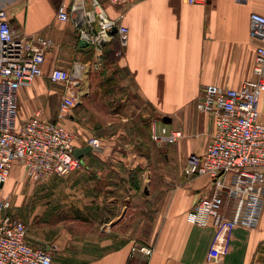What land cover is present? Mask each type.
<instances>
[{
    "label": "crops",
    "instance_id": "obj_1",
    "mask_svg": "<svg viewBox=\"0 0 264 264\" xmlns=\"http://www.w3.org/2000/svg\"><path fill=\"white\" fill-rule=\"evenodd\" d=\"M74 1L0 0L18 33L53 42L43 74L19 86L17 123L36 112L59 120L65 89L50 72L76 66L80 100L61 122L75 148L92 137L101 148L84 153L82 166L68 175L44 181L31 180L15 163L3 186L12 205L0 210V221L24 220L27 241L48 248L56 264H254L264 255V194L257 226H236L228 251L210 262L216 228L191 224L186 215L214 184L207 175L186 177L184 168L189 153L205 151L215 128L197 107L204 86L238 87L255 77L259 40L249 19L264 13V0H141L124 7L103 0L129 36L121 56L108 60L105 52L102 69L73 22L58 17ZM259 110L264 121V95ZM155 121L183 132L162 155L151 138ZM161 162L168 167L161 170ZM235 204L227 197V215ZM139 245L152 253L134 249Z\"/></svg>",
    "mask_w": 264,
    "mask_h": 264
},
{
    "label": "built area",
    "instance_id": "obj_2",
    "mask_svg": "<svg viewBox=\"0 0 264 264\" xmlns=\"http://www.w3.org/2000/svg\"><path fill=\"white\" fill-rule=\"evenodd\" d=\"M109 1L124 7L141 0ZM205 1L189 0L190 3ZM58 17L71 20L80 38L94 48L96 68L104 62L110 43L118 40L119 48L115 52L118 57L127 47L128 26L109 16L103 0H75L70 8L61 9ZM249 23L251 35L259 40L255 77L238 87L216 83L204 86L197 107L212 116L215 128L205 151L189 153L184 168L186 177L207 175L214 184L213 193L201 197L188 211L186 220L216 228L208 254V260L215 263L228 251L234 228L256 227L263 207L264 121L260 118L259 102L264 95V13L251 12ZM52 44L42 34L18 33L8 12L0 6V210L12 205L3 186L15 163L23 165L33 181L65 176L82 166L81 158L74 154V134L61 122L80 100L78 88L82 76L78 67H55L50 72L51 80L65 89L59 120L45 119L36 112L22 124L17 123L19 86L43 74L45 54ZM151 135L158 144H165L176 141L183 132L159 128L155 121ZM89 144L93 150L101 148L96 137L90 138ZM227 197L236 201L230 216L223 209ZM134 249L146 255L152 253L147 245ZM0 264L56 263L48 248L27 241L24 220L5 215L0 221ZM254 264H264V255Z\"/></svg>",
    "mask_w": 264,
    "mask_h": 264
},
{
    "label": "trees",
    "instance_id": "obj_3",
    "mask_svg": "<svg viewBox=\"0 0 264 264\" xmlns=\"http://www.w3.org/2000/svg\"><path fill=\"white\" fill-rule=\"evenodd\" d=\"M119 48L118 40L113 41L110 43L106 48V58L108 60H114L115 59V52Z\"/></svg>",
    "mask_w": 264,
    "mask_h": 264
},
{
    "label": "rangeland",
    "instance_id": "obj_4",
    "mask_svg": "<svg viewBox=\"0 0 264 264\" xmlns=\"http://www.w3.org/2000/svg\"><path fill=\"white\" fill-rule=\"evenodd\" d=\"M99 69H102V66H101V68H99ZM99 69H97V70H99ZM67 128H68V127H67ZM151 138H152V135H151ZM152 140L155 141L153 138H152ZM155 142H156V141H155ZM156 143H157V142H156ZM157 144H158V143H157ZM170 144H172V142L165 143V144H158L159 147H160L161 155H162V154H165V153L167 152L168 145H170ZM164 162H166V161H164ZM167 167H168L167 165H163V162H161V170H162L163 168H167Z\"/></svg>",
    "mask_w": 264,
    "mask_h": 264
},
{
    "label": "water",
    "instance_id": "obj_5",
    "mask_svg": "<svg viewBox=\"0 0 264 264\" xmlns=\"http://www.w3.org/2000/svg\"><path fill=\"white\" fill-rule=\"evenodd\" d=\"M85 43L88 44L87 42H85ZM91 150H92V147H91L90 144L87 145L85 148H78V147H76V148L74 149V154H75L77 157L81 158V157L83 156L84 153H86V152H90Z\"/></svg>",
    "mask_w": 264,
    "mask_h": 264
}]
</instances>
